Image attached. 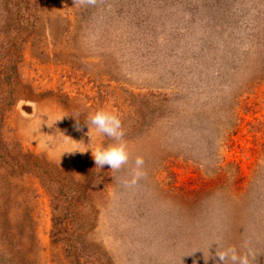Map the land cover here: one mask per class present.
<instances>
[{"label": "rangeland", "instance_id": "rangeland-1", "mask_svg": "<svg viewBox=\"0 0 264 264\" xmlns=\"http://www.w3.org/2000/svg\"><path fill=\"white\" fill-rule=\"evenodd\" d=\"M250 24L264 27V0H0V264H218V237L264 264V57L239 62ZM148 92L169 101L146 134ZM101 108L125 131L118 172L65 152L113 142L87 135ZM137 156L146 175L125 186Z\"/></svg>", "mask_w": 264, "mask_h": 264}, {"label": "clouds", "instance_id": "clouds-1", "mask_svg": "<svg viewBox=\"0 0 264 264\" xmlns=\"http://www.w3.org/2000/svg\"><path fill=\"white\" fill-rule=\"evenodd\" d=\"M71 115L76 119L74 127L79 131L82 127L79 123L80 119L78 115ZM84 123L88 128L87 135L90 137V140L91 135L89 133L91 129L98 135L109 138L113 142L109 144L101 142L94 149L90 143L85 144L82 142L84 144L82 149L76 147L65 152L73 153L78 150L80 153H84L90 150L96 168L99 170L107 165L114 172H118L129 163L128 145L124 139L125 131L119 115L101 108L90 113L87 119L84 120ZM144 165V158L137 156L131 169L130 178L124 181L125 186L131 187L136 185L146 175ZM213 244L216 245L215 257L213 259L218 260V264H253V261L256 259V253L247 244L244 246L245 250H240L236 246H224L223 238L218 237L209 243L208 253L210 246ZM210 255V253L207 256L204 255L205 264H207Z\"/></svg>", "mask_w": 264, "mask_h": 264}, {"label": "trees", "instance_id": "trees-1", "mask_svg": "<svg viewBox=\"0 0 264 264\" xmlns=\"http://www.w3.org/2000/svg\"><path fill=\"white\" fill-rule=\"evenodd\" d=\"M251 22V21H250ZM244 38L241 39L243 40V58L241 61V64L243 63L245 66H248L252 63H256L257 61H259L261 58V56L263 55L264 57V27L261 26L260 24H250V30L245 33ZM260 58V59H259ZM211 94V92L209 93ZM208 94V95H209ZM144 101L142 102V107L145 110H148V113L146 111L145 115H142L141 117V122L142 124L146 125L145 126V130L144 131L146 134H148L150 132V124H148V117H150V113H151V109H149V107L151 106V104L153 103V101H157L154 102V104H159L160 106L164 105L165 102H168L169 98L168 96H165L163 93H152V92H148L146 93L144 96ZM212 106H215L214 104H210L208 107H211L210 110V114L212 113L214 115V109ZM218 107H223L222 105L218 106ZM217 108V107H216ZM222 109V108H221ZM228 109H231L230 107H228ZM233 110L234 115H233V120L236 119V112L234 111V109H231V111ZM195 111V109H194ZM200 111V109H199ZM204 111V110H203ZM225 111V110H223ZM193 113V117L195 118V120L198 122V118H197V113L196 112H192ZM202 114V112H201ZM205 115V114H203ZM202 116V115H201ZM208 117L204 118V129H207L208 125L210 124V115H207ZM209 119V120H208ZM200 122V121H199ZM228 126V127H227ZM225 128H223L222 130H220L221 132V138L218 139L219 142H221L223 145H226V142L229 141V139L227 138V136L232 135L234 133V130L236 129V125L234 122H230ZM190 128V127H189ZM214 129H217L214 126ZM217 135V134H216ZM219 148L220 146H214V144H211V146H209V150H211V154L210 157H212L213 151H215L216 154V148ZM202 189L205 188V184H203V186H201ZM201 190V189H200ZM198 198L194 197L193 200L191 201L192 203H198ZM13 258V257H12ZM12 264H26L25 260L22 261V258L20 259L19 256L14 255V259H13V263Z\"/></svg>", "mask_w": 264, "mask_h": 264}]
</instances>
